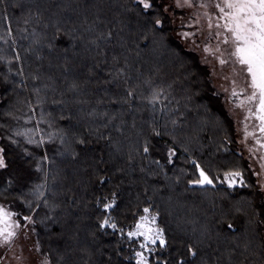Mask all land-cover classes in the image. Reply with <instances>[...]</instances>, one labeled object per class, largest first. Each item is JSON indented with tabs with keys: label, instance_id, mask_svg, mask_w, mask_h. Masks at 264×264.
Returning a JSON list of instances; mask_svg holds the SVG:
<instances>
[{
	"label": "trees",
	"instance_id": "obj_1",
	"mask_svg": "<svg viewBox=\"0 0 264 264\" xmlns=\"http://www.w3.org/2000/svg\"><path fill=\"white\" fill-rule=\"evenodd\" d=\"M153 15L155 9L144 11L137 0H0V143L8 163L0 170V199L30 223L50 264H136L139 241L129 240L127 231L144 207L159 212L169 251L200 241L209 264H264L263 225L249 224L235 211L257 187L237 152L232 124L205 69L171 29L164 42L141 39ZM157 77L170 92L167 117L145 99ZM74 80L75 91L69 87ZM128 89L135 97L125 103ZM37 121L35 138L45 136L40 147L14 135L35 129ZM48 133H55L51 141ZM78 136H88L90 143L78 145ZM145 137L154 145L148 154L141 148ZM166 146L176 149L171 163L164 158ZM45 152L48 159L38 171ZM101 158L105 163L98 165ZM193 159L206 169L211 165L210 174L221 178L224 170L239 168L251 187L192 185L188 181L198 175ZM45 173V195L37 201L30 190ZM112 193L117 206L105 211L103 198ZM25 215L35 223L24 221ZM105 215L117 229L98 227ZM157 254L167 255L157 245L153 264Z\"/></svg>",
	"mask_w": 264,
	"mask_h": 264
},
{
	"label": "snow or ice",
	"instance_id": "obj_2",
	"mask_svg": "<svg viewBox=\"0 0 264 264\" xmlns=\"http://www.w3.org/2000/svg\"><path fill=\"white\" fill-rule=\"evenodd\" d=\"M137 3L142 6L144 11L155 9V15L150 16L145 21L146 31L141 33V39L146 44H155L157 42H164L168 39L169 29L173 34L182 37L186 42L191 39L194 49L200 50L207 55L201 56V62L204 64H211L209 56L218 61L221 69L224 67L231 68V76L224 75L223 79L230 81L231 89L229 99H234L235 106L241 109L244 113L243 116V135L244 140L247 141L248 137H252L255 141V145L249 148V151L253 154L256 152H264V0H160L159 4L156 0H137ZM176 9H194L189 16L191 23L187 27L191 28L193 25H206V29L201 26L197 27L196 32H200L203 37L202 48L196 42V32L193 31H180L175 32L172 27L176 24L175 11ZM27 23V20L25 21ZM184 18L181 17L180 28L185 27ZM10 32L11 29L9 28ZM109 37L111 32L107 34ZM3 39V37H0ZM213 41L215 44L213 45ZM124 72V69L117 70V76ZM213 74L216 73V66L213 64ZM236 77L242 79V85L238 84ZM7 80V77H5ZM70 89L75 91L79 88L78 82L75 80L70 84ZM39 92V89H35ZM225 92L229 89L225 88ZM163 88L152 89L150 96L145 97L149 103L154 107L158 101L161 100L163 95ZM135 92L132 89L126 91L123 100L125 103H130L128 98H134ZM166 99V97H165ZM191 99V97H189ZM37 103H40L38 100ZM56 103V101H54ZM95 110L89 113L94 115ZM103 116L108 114L102 113ZM233 110L229 109V116H233ZM111 117L109 119H113ZM218 123H223L220 118H217ZM177 121L172 120L175 124ZM249 122H254L251 125V131L249 130ZM39 121H37V127L35 129L24 128L17 129L14 133L17 137H23L28 144L36 145L40 147L45 143V136L41 134L38 139L35 138L38 129ZM51 126V125H50ZM107 127V124L103 125ZM94 132L99 135L100 139H104L102 134H99V130ZM153 134L156 137L161 136V132L155 127L152 129ZM259 133L257 135L256 133ZM93 131H89V135H92ZM55 133H48L47 140L51 141ZM12 143L17 144L19 140H13L12 137L8 138ZM110 140V138H108ZM225 139H228L225 136ZM231 142V141H229ZM65 141L61 136V144ZM76 143L81 146H87L90 141L88 136L76 137ZM142 152L144 154L150 153L154 150V145L151 140L145 137L142 145ZM67 150V149H66ZM26 154L28 149H24ZM187 151V149H185ZM63 154V153H61ZM73 158L77 157L79 153L73 148L70 152ZM176 155V149L171 146L165 148V159L171 163V158ZM47 153L39 158L35 167L38 171H42L40 161L47 160ZM261 160L260 168L264 169V155L259 157ZM159 163L158 160L154 161ZM105 163L101 158L98 161V165ZM192 163L195 167L197 178L191 179L188 183L192 185H212L215 186V182L220 180L221 183H226L229 188L235 187L239 184L242 187H251L244 178L243 172L239 168H230L222 172L223 179L221 180V174L215 176L210 174V167L206 169L199 161L193 159ZM8 163L5 158V148L0 147V169H6ZM259 175V173H257ZM47 173H45L44 179L40 183H36L31 188V194L40 201L45 195V188L47 186ZM107 178L101 176V182H104ZM259 183V181H258ZM12 180L8 181L10 187ZM21 199H24L21 197ZM103 209L105 211L114 210L117 206L116 193H112L111 198H103ZM29 210L35 211L32 207V201L24 200ZM100 199H97V204H100ZM43 204L48 205V200L43 199ZM40 203H36L35 208H39ZM238 213H243L248 218V223H255L257 225H264V184H260L256 192H254L246 200V206L237 207L235 209ZM20 214L11 210L4 204H0V247L11 248L15 243L17 237L20 235V229L24 227L21 224L18 216ZM159 212L153 213L150 207L143 208V215H140L135 220L131 230L127 231V238L133 240V238L140 239L139 249L135 252L136 264H153L149 256L145 255V251L152 253L155 249L151 246L159 245V247L167 253V255L161 259L160 254H157L155 264H197V258H199L198 264H209L206 255L201 253L199 247L200 241L190 242L185 241L183 249H174L169 251L171 245L169 239L166 236L165 230L157 223ZM24 221L35 223L33 217L30 215L23 216ZM226 223L228 228H232L233 224ZM98 227L101 229L110 227L117 229L118 225L111 215H105L102 219H99ZM34 231V229H33ZM121 234L124 233V229H120ZM27 238V233H24ZM134 242V241H133ZM36 248L39 251V242L36 243ZM21 257H16L20 259ZM44 264H49L47 258H45Z\"/></svg>",
	"mask_w": 264,
	"mask_h": 264
},
{
	"label": "rangeland",
	"instance_id": "obj_3",
	"mask_svg": "<svg viewBox=\"0 0 264 264\" xmlns=\"http://www.w3.org/2000/svg\"><path fill=\"white\" fill-rule=\"evenodd\" d=\"M160 2V0H158ZM195 11L194 9H176L174 15L176 18V24L173 25V28L175 29L176 33H179L180 31H193L196 32L197 27L203 26L206 29V25H193L191 28L187 27L188 24L191 23V20H189V16L191 13ZM181 17L184 18L185 27L183 29L180 28V21ZM174 38L189 52H191L196 58L198 63L205 69L207 73L208 80L212 86V89L214 91V95L217 97L219 101V105L222 107L224 112L227 114L233 129V137L236 142V149L238 154L245 160L246 166L249 170V174L252 176V179L254 180V184L259 188L260 184H264V169L260 168L261 160L259 157L261 155H264V152H256V154H253L249 151V148L253 147L255 145V141L252 139V137H248L247 141L244 140L243 135V116L244 113L241 109L237 108L234 103V99H229L230 96V89L231 84L230 81H226L223 79L224 75L231 76V68L230 67H224L221 69L218 61H216L213 57L209 56V60L212 61L211 64H204L201 62V56L207 55L206 53H203L200 50L194 49L192 46V41L189 39L187 42L182 38L179 37L176 34H173ZM196 42L202 48V41L203 37L201 36L200 32H196ZM215 44V41H213V45ZM213 64L216 66V73L213 74ZM238 84L242 85V79L240 77H236ZM163 77H157L154 78L151 81L152 89L154 88H162L164 89L163 84ZM229 89L228 92H225L224 89ZM170 93V92H169ZM169 93H166L164 90L163 95L161 97V100L156 103L154 107H156L157 111H160V114L164 113L166 114L165 117H167V110L170 107V100H169ZM167 94V95H165ZM166 97V99H165ZM176 106V104L174 103ZM229 109L233 110L234 115L229 116ZM254 122H249V130L251 131V125ZM259 135V133H256ZM0 147H2L0 143ZM2 170V169H0ZM259 173V175H257ZM245 178V176H244ZM223 178H221L222 180ZM259 181V183H258ZM215 184L218 185H224L228 186L226 183H221L220 180H217ZM206 186H212V185H206ZM235 187H242L239 184H237ZM0 204H4L5 206L9 207L4 201H1ZM12 210V208H10ZM19 219V217H18ZM21 224L24 225L20 229V235L17 237L15 243L11 246V248H5L0 247V264H44L45 258H47L41 250H37L36 248V235L33 231V228L31 227L30 223H23L22 220H20ZM158 223V221H157ZM24 233H27V238H25ZM263 235H264V225H263ZM135 240H138L140 243V239L142 238H133ZM158 245V244H157ZM157 245L151 246L155 249ZM141 250V249H139ZM151 253H148L145 251V255L149 256ZM21 257L19 260L16 259V257ZM48 259V258H47ZM49 261V260H48ZM50 264V261H49Z\"/></svg>",
	"mask_w": 264,
	"mask_h": 264
}]
</instances>
